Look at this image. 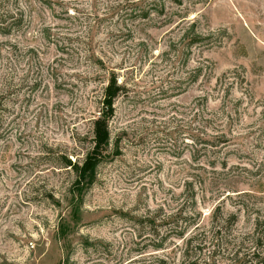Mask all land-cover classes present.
I'll use <instances>...</instances> for the list:
<instances>
[{
  "label": "rangeland",
  "instance_id": "obj_1",
  "mask_svg": "<svg viewBox=\"0 0 264 264\" xmlns=\"http://www.w3.org/2000/svg\"><path fill=\"white\" fill-rule=\"evenodd\" d=\"M0 264H264V0H0Z\"/></svg>",
  "mask_w": 264,
  "mask_h": 264
},
{
  "label": "trees",
  "instance_id": "obj_2",
  "mask_svg": "<svg viewBox=\"0 0 264 264\" xmlns=\"http://www.w3.org/2000/svg\"><path fill=\"white\" fill-rule=\"evenodd\" d=\"M121 90L115 77H112L105 90L103 110L100 117L95 121L94 126V148L87 154L82 166H75L80 175L79 182L91 183L95 175V169L101 161V155L109 142L108 121L113 116L114 101Z\"/></svg>",
  "mask_w": 264,
  "mask_h": 264
}]
</instances>
